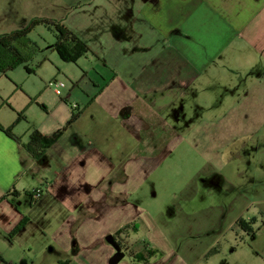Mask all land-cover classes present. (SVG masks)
Masks as SVG:
<instances>
[{
  "label": "rangeland",
  "instance_id": "rangeland-1",
  "mask_svg": "<svg viewBox=\"0 0 264 264\" xmlns=\"http://www.w3.org/2000/svg\"><path fill=\"white\" fill-rule=\"evenodd\" d=\"M144 5L143 0H0V35L34 18H48L69 25L88 47L76 60H64L56 49L55 27L34 26L15 43L26 61L7 74L0 72V92L25 84L34 94L47 86L59 100L49 85L57 79L65 83L61 96L70 90L73 102L111 78L128 77L134 84L141 78L139 86L146 87L149 75L168 79L183 74L189 68V47L164 38L157 21H148ZM211 54L206 65L190 63L196 74L191 86L148 96L159 103L175 100L178 120L171 135L165 133L166 148L148 163V174L128 191L139 214L125 230L136 241L147 238L145 223L159 229L165 245L151 241L158 250L154 257L146 255L159 264H264V25L251 23L243 36L236 34L233 43L213 47ZM33 111L40 122L41 108ZM121 119L94 103L70 130L85 132L86 143L101 140L105 154L119 163L124 152L138 153L140 146ZM83 171L71 176L81 184L83 175L89 187L114 175L104 167ZM82 194L64 202L24 194L20 221L7 230L0 220V264H96L97 246L86 241L94 240V224L83 222L94 214H78ZM238 218L255 222L247 229L235 225Z\"/></svg>",
  "mask_w": 264,
  "mask_h": 264
},
{
  "label": "crops",
  "instance_id": "crops-1",
  "mask_svg": "<svg viewBox=\"0 0 264 264\" xmlns=\"http://www.w3.org/2000/svg\"><path fill=\"white\" fill-rule=\"evenodd\" d=\"M143 2L147 5L141 8L142 11L149 10L148 21H157L156 26L162 27L164 38L170 37L175 39L179 46L189 47L187 50L189 59L186 60L189 68L183 74L178 77L172 75L168 78L171 80L165 75L161 79L159 75H149L150 80L147 79L146 87L139 86L141 78L136 79V84L128 77L126 80L111 78L103 86L93 85L88 93L84 91L85 94L79 95L76 97L78 100L73 102L70 101L73 96L70 90L66 96L59 95V100H56L53 92L49 94L47 86L34 94L27 90L25 84L0 92L1 222L10 230L20 221L22 213L19 200L25 194L31 200L37 201L38 198L33 195L35 190L41 189L42 195L54 197L59 202H64L71 196L77 198L86 192L85 196L82 194L83 200L77 203V207L81 206L78 210L79 215L94 214L83 222L94 224L92 227L96 232L94 240L86 238L85 240L97 246L98 252L94 253H99L100 259L96 264H109L113 255V248L105 241V237L124 227L129 228L137 218L139 211L136 212L134 208L137 204L128 197V191L134 187L137 178L139 180L148 174L146 169L148 163L158 149L163 145V148H166L165 133L171 135L169 131L178 120L176 106L173 103L175 100L159 103L155 99L150 100L148 96L165 94L167 91L175 92L177 86L182 87L186 83H190L191 86L195 83L196 74L190 63L193 66L198 62L205 65L210 63L213 47L229 46L235 40L236 34L239 38L243 36V31L253 22L262 27L264 25V0H143ZM64 25L75 33L69 25ZM13 69L0 72L7 74ZM26 71L32 72L29 68H26ZM175 78H178V85L175 84ZM94 103L102 106L112 118H122L124 131L140 145L138 153L124 152L125 160L116 163L111 160L109 154H105V146L99 144L101 140H96L97 143L95 140H89L86 143L85 132L70 130ZM33 108H41L40 122L36 120L37 116H33ZM168 110H171V113L167 115ZM73 112L78 115L71 121ZM34 130L45 136L62 130L59 137L46 148L44 155L39 159L26 147ZM123 148H127V142ZM103 167L106 173L114 175L111 178L104 177L103 181L99 180L92 187L86 186L88 183L82 179L83 175L81 184L79 179L74 181L71 176L75 171L79 172L82 169L84 174L87 170ZM145 225L149 229L146 232V239L134 241L132 234L126 232L128 235L126 253L129 260L125 259L124 253L125 256L119 264H159L160 261H152L151 257L145 262L137 260L134 256L135 253L141 254L149 249L157 252V248L150 247L151 241L161 248L165 245L162 232L157 228L154 230V226L148 223ZM74 240L75 235L70 236V244H73ZM64 245H67L66 241ZM73 248L75 249V244Z\"/></svg>",
  "mask_w": 264,
  "mask_h": 264
},
{
  "label": "trees",
  "instance_id": "trees-1",
  "mask_svg": "<svg viewBox=\"0 0 264 264\" xmlns=\"http://www.w3.org/2000/svg\"><path fill=\"white\" fill-rule=\"evenodd\" d=\"M41 23L52 25L57 30L56 49L64 60H76L79 56L88 51V47L85 43L64 24L48 18H34L28 26L0 35V71L6 72L7 70L13 69L26 61L25 55L15 45V43L18 40L27 37L32 28ZM77 115L78 113L73 112L71 121L74 120ZM61 132L62 130H59L51 136H45L40 131L34 130L30 135V139L26 147L36 158L39 159L44 155L46 148L59 137ZM239 224L241 226L244 225L245 228L249 229L247 227L248 223L243 219L239 221ZM126 228L127 227L122 228L119 232L125 231ZM251 232H254L253 229H251ZM154 254V250L149 249L147 251V255L149 256H153ZM145 259L147 258L145 257ZM1 261L2 257L0 255V262Z\"/></svg>",
  "mask_w": 264,
  "mask_h": 264
},
{
  "label": "flooded vegetation",
  "instance_id": "flooded-vegetation-1",
  "mask_svg": "<svg viewBox=\"0 0 264 264\" xmlns=\"http://www.w3.org/2000/svg\"><path fill=\"white\" fill-rule=\"evenodd\" d=\"M241 219H237L236 220V222H235V225H238V226H241L240 224H239V221H240ZM254 222H255V220H254ZM254 222H248V225H247V227L250 229V226H251V224L252 223H254ZM243 225V224H242ZM243 227L245 228V226L243 225ZM120 230H118V231H116V232H114V233H110V234H108L107 236H109V235H111L113 238H112V240L111 241H108L107 239H106V237H105V241L109 244V245H111L112 246V248H113V255L114 254H116L117 252H121V256H120V261L123 259V256H124V253H126V250H128V242H127V239H126V237L128 236L127 235V233H126V231H123V232H119ZM147 251L148 250H145V255H143L142 253L140 254V256H142V257H140L139 256V253H135V258L137 259V260H144L145 262H148V257L146 256L147 255ZM112 255V256H113ZM111 256V257H112ZM145 257L147 258V259H145ZM120 261L117 263V264H119L120 263Z\"/></svg>",
  "mask_w": 264,
  "mask_h": 264
},
{
  "label": "built area",
  "instance_id": "built-area-1",
  "mask_svg": "<svg viewBox=\"0 0 264 264\" xmlns=\"http://www.w3.org/2000/svg\"><path fill=\"white\" fill-rule=\"evenodd\" d=\"M49 85L53 86L54 91L57 95H62V88L65 87V83L63 81L54 79L52 82L49 83ZM33 195L36 198H39L42 195V190L41 189L35 190Z\"/></svg>",
  "mask_w": 264,
  "mask_h": 264
},
{
  "label": "water",
  "instance_id": "water-1",
  "mask_svg": "<svg viewBox=\"0 0 264 264\" xmlns=\"http://www.w3.org/2000/svg\"><path fill=\"white\" fill-rule=\"evenodd\" d=\"M112 238H113V237H112L111 235H109V236L106 237V239H107L108 241H111ZM120 256H121V252H117L116 254H114V255L110 258V260H109V264H117V263L120 261Z\"/></svg>",
  "mask_w": 264,
  "mask_h": 264
}]
</instances>
